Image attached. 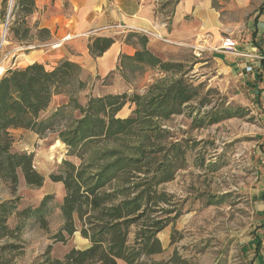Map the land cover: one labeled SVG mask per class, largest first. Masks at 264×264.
Masks as SVG:
<instances>
[{"label":"rangeland","instance_id":"1","mask_svg":"<svg viewBox=\"0 0 264 264\" xmlns=\"http://www.w3.org/2000/svg\"><path fill=\"white\" fill-rule=\"evenodd\" d=\"M67 1L33 0L31 7L14 8L16 0H13L5 25L9 0H0L2 76L9 70L21 68V60L28 51L40 50L47 55V51L55 48L41 46L50 36L38 30L39 19L47 9L56 16L58 5L66 13L69 10ZM212 1L213 7L220 10L223 21L240 22L251 16L239 15L233 0ZM158 3L164 16L169 17L177 0ZM110 32L114 34L111 37L133 47L135 52L141 48L136 37L126 40L129 34L146 36L148 42L155 41V47L146 45V48L162 61L182 63L183 71L199 92L181 114L160 124V139L155 140V144L164 146V151L179 144L185 152L184 167L171 182L159 187L174 197L173 208L181 215L157 235L162 252L143 257L140 264H264V111L250 82L227 71L211 52L198 53L190 44L171 46L164 38L154 39L130 28H114ZM44 65L52 69L56 63L47 57ZM117 67L101 77L82 70L80 78L88 85L86 91L77 94L79 103L84 105L87 96L143 95L150 84L164 76L147 66L126 64L122 70ZM66 103V96L57 95L41 118ZM133 109V106H125L117 116L127 117ZM222 111L225 115L231 113L232 117L210 124V117L221 116ZM9 136L12 141L10 151L34 155L33 168L44 181L40 188L28 186L18 171L15 195H11L8 186L0 181V202L16 201L17 213L37 209L47 195L51 199L46 205V229H41L34 217L18 220L12 214L7 220L10 230L21 222L22 231L15 240L6 238L0 243V246L11 244L16 247L0 251V264H36L45 254L63 259L71 249L88 247L89 242L79 232L62 242L53 239L62 227L60 206L64 188L61 183H52L49 176L60 173L62 161L79 165V159L69 156L65 145L55 140L52 133L39 139L31 131L16 129L10 130ZM132 240L131 234V244Z\"/></svg>","mask_w":264,"mask_h":264},{"label":"trees","instance_id":"2","mask_svg":"<svg viewBox=\"0 0 264 264\" xmlns=\"http://www.w3.org/2000/svg\"><path fill=\"white\" fill-rule=\"evenodd\" d=\"M26 6H33V0H16L14 4V8ZM132 37L137 38L141 50L130 57L121 55L117 69L136 64L164 75L143 95L87 96L82 105L77 94L86 91L88 84L80 78L82 68L66 60L52 69L33 63L0 77V181L10 194L17 191L18 171L28 186L40 188L44 181L33 168L34 155L10 151V130L31 131L39 139L52 133L65 145L67 154L80 161L79 165L62 161L60 173L49 176L52 183L64 188L62 227L53 239L62 242L79 232L89 246L71 249L63 259L45 254L36 264H140L143 257L162 252L157 235L181 215L173 208L174 197L159 187L171 182L184 167L185 152L179 144L164 151L155 140L160 139V124L181 114L199 92L182 63L162 61L146 48V36L129 34L126 40ZM114 43L115 38L99 36L91 39L87 48L93 58H99ZM57 95L66 96L67 103L41 118ZM125 106L134 109L129 116L118 117ZM219 115H212L210 124L232 117L223 111ZM50 199L47 195L37 209L17 213L16 201H1L0 243L6 238L15 240L22 231L21 222L13 230L7 227L12 214L18 220L34 217L40 228L46 229ZM15 248L5 244L0 251Z\"/></svg>","mask_w":264,"mask_h":264},{"label":"crops","instance_id":"3","mask_svg":"<svg viewBox=\"0 0 264 264\" xmlns=\"http://www.w3.org/2000/svg\"><path fill=\"white\" fill-rule=\"evenodd\" d=\"M160 1L68 0L69 10L64 13L58 5L56 16L47 9L40 16L38 30L47 31L50 37L41 46L55 48L47 51V55L40 50L28 51L19 69L33 63L45 64L50 57L55 63L66 60L79 65L88 74L105 76L115 70L121 55L130 57L135 52L133 47L115 40L99 58L90 55L87 46L91 39L113 38L110 31L114 28L146 30L154 39L164 38L171 46L190 44L198 53L209 51L227 71L236 74L241 72L244 60L215 51L223 38L236 39L245 52L264 53V0L259 3L257 0H233L239 15L245 18L251 15L240 22L223 21L212 0H177L169 17H165L159 8ZM155 44L149 40L147 47H155ZM244 78L258 95L264 111V74H249Z\"/></svg>","mask_w":264,"mask_h":264},{"label":"built area","instance_id":"4","mask_svg":"<svg viewBox=\"0 0 264 264\" xmlns=\"http://www.w3.org/2000/svg\"><path fill=\"white\" fill-rule=\"evenodd\" d=\"M141 33L151 34L146 30H137ZM216 52H221L232 57L244 60V65L242 66L241 72L239 75L244 77L249 74H258L261 76L264 74V53L258 54L256 52H245L241 49V45L237 42L236 39L230 37H225L221 40L220 46L215 50ZM255 64V65H254ZM4 70V69H3ZM0 73V77L2 76Z\"/></svg>","mask_w":264,"mask_h":264},{"label":"water","instance_id":"5","mask_svg":"<svg viewBox=\"0 0 264 264\" xmlns=\"http://www.w3.org/2000/svg\"><path fill=\"white\" fill-rule=\"evenodd\" d=\"M10 2H11V0H9V4H8V7H7L8 8V12H7L5 21H4L5 25L8 24L7 22L9 20V17H10L11 11H12V6H11Z\"/></svg>","mask_w":264,"mask_h":264},{"label":"bare ground","instance_id":"6","mask_svg":"<svg viewBox=\"0 0 264 264\" xmlns=\"http://www.w3.org/2000/svg\"><path fill=\"white\" fill-rule=\"evenodd\" d=\"M10 4H11V6H12V4H13V0H11ZM2 39H3V38H2ZM3 71H4L3 68L0 67V73H2Z\"/></svg>","mask_w":264,"mask_h":264}]
</instances>
